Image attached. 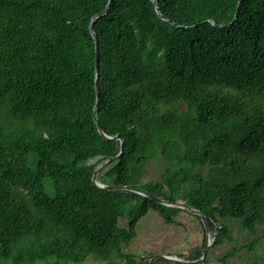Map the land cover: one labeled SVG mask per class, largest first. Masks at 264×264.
I'll use <instances>...</instances> for the list:
<instances>
[{
	"label": "trees",
	"instance_id": "16d2710c",
	"mask_svg": "<svg viewBox=\"0 0 264 264\" xmlns=\"http://www.w3.org/2000/svg\"><path fill=\"white\" fill-rule=\"evenodd\" d=\"M108 1L0 0V264H144L128 251L139 218L153 209L176 224L184 212L92 181L120 152L94 120L90 24ZM158 3L167 20L152 0H114L94 25L97 116L124 139L98 179L199 209L213 246L229 237L223 220L240 219L253 250L264 238V0ZM159 155L168 167L146 180Z\"/></svg>",
	"mask_w": 264,
	"mask_h": 264
},
{
	"label": "rangeland",
	"instance_id": "374dc122",
	"mask_svg": "<svg viewBox=\"0 0 264 264\" xmlns=\"http://www.w3.org/2000/svg\"><path fill=\"white\" fill-rule=\"evenodd\" d=\"M167 167L168 161L165 157L162 155L157 156L151 165L148 166L146 180L160 179ZM183 211L176 218V224H168L156 211L153 209L148 210L138 220L136 236L128 251L137 255L139 260L153 254L184 256L181 258L189 257L197 248L202 245L204 246L207 234L201 219L197 215L186 210ZM223 221L229 226V237L223 243L213 246L214 233L210 231L212 244L205 262L202 264H225L221 258L228 250L234 247L239 248V251L231 256L226 264H254L255 262L264 264V238L257 243L255 249H247V244L255 238L250 229L240 219H227ZM128 223V219L125 218L121 226L127 227ZM243 246L245 248H242ZM53 262L54 260H49V263ZM156 262L164 264L158 259H156ZM39 264H46V262L42 261ZM81 264L101 263L89 257Z\"/></svg>",
	"mask_w": 264,
	"mask_h": 264
},
{
	"label": "water",
	"instance_id": "95a60500",
	"mask_svg": "<svg viewBox=\"0 0 264 264\" xmlns=\"http://www.w3.org/2000/svg\"><path fill=\"white\" fill-rule=\"evenodd\" d=\"M114 0H109L106 7L104 8L103 11H101L99 14L95 15L91 21V24H90V31L94 37V41H95V58H96V92H97V101H96V105H95V108H94V120H95V123L97 125V128L99 130V132L101 133L102 136H104L106 139H110V140H119L120 141V152L116 155V156H113V157H109L105 160H103L101 163L98 164V166L95 168V171H94V175H93V178H92V181L95 185L101 187V188H104V189H107V190H129V191H133L135 193H138L142 196H145V197H148L160 204H163V205H166V206H169V207H174V208H179V209H183V210H186L194 215H197L198 217H200L202 223L204 224V227H205V230H206V234H207V238H206V242L204 244V247H203V251H202V255L199 259H195V260H190V259H186V258H181V257H178V256H174V255H168V254H153V255H149L148 257L145 258L144 260V264H151L152 261L154 259H160V260H163V261H168V262H171V263H179V264H202L205 262V259L207 257V254H208V251H209V248L212 244L211 242V237H210V228H209V224H208V219L206 217V215L200 211L199 209L197 208H194L182 201H170L168 199H165L163 197H160V196H157L153 193H150L148 191H145V190H142V189H138V188H134V187H130V186H127V185H115V184H103L99 181V175L100 173L109 165L111 164L113 161H116L118 160L123 151H124V139L122 137L121 134H117V135H114V136H109L105 133V131L103 130L100 122H99V119H98V116H97V110H98V105H99V102H100V97H99V92H100V89H99V86H98V72H99V40L97 38V34H96V31H95V28H94V25L96 23V21L103 17L104 15H106L109 11V9L111 8V5L113 3ZM156 6V10H157V13L159 14V16L162 18V19H165L167 20V18H165V16H163L161 14V9L159 7V3H158V0H152ZM241 4V0H239V5ZM238 13H239V10L236 12V15H235V18L233 19V22H235L237 16H238ZM206 22V21H204ZM215 24V23H214Z\"/></svg>",
	"mask_w": 264,
	"mask_h": 264
}]
</instances>
